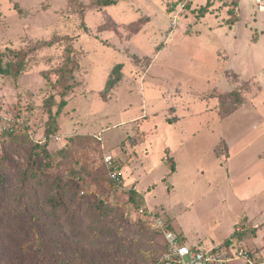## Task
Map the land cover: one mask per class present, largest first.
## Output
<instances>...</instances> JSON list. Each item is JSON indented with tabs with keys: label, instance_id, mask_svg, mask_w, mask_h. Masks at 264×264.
<instances>
[{
	"label": "rangeland",
	"instance_id": "obj_1",
	"mask_svg": "<svg viewBox=\"0 0 264 264\" xmlns=\"http://www.w3.org/2000/svg\"><path fill=\"white\" fill-rule=\"evenodd\" d=\"M104 1L0 0L4 62L22 66L0 76V264H152L165 241L142 210L190 245L238 232L264 262V5ZM57 186L85 233L56 263L16 200Z\"/></svg>",
	"mask_w": 264,
	"mask_h": 264
},
{
	"label": "trees",
	"instance_id": "obj_2",
	"mask_svg": "<svg viewBox=\"0 0 264 264\" xmlns=\"http://www.w3.org/2000/svg\"><path fill=\"white\" fill-rule=\"evenodd\" d=\"M240 0H232V5L234 7L238 6ZM114 2L104 1L103 4L108 6L113 4ZM122 69V65H118L116 69L113 71L109 84L113 85L112 82L116 83L120 81V70ZM22 72V66L20 63H5L4 62V53L0 50V76H19ZM65 97V95H64ZM66 106V100L61 101L58 105L59 111L62 110ZM11 132H14V128L8 129ZM28 183L30 181V177H26V173L23 176V180ZM7 188V184L3 179V176L0 175V211L3 207V197L2 195L5 194L3 191ZM24 188V186H23ZM16 202L18 206L23 209V212L26 215H31L32 217L29 220L30 229H27L29 232L36 233L39 236V240L42 245L43 251H47L49 248L51 249L49 255L52 258L53 262H60V253L55 250V248H60L63 246H69L72 243V236L74 234L76 236H83L84 229H83V222L78 218H73L70 221V225L66 228V215L68 214V210L70 207V202L68 199L67 194L64 191L62 186H57V191L54 193L53 196L48 198L43 205H41L39 201V196L34 195L30 197L29 192L23 191L21 197H19ZM102 204V203H101ZM91 214H90V221L88 223V228L92 230H98L99 233L103 232L102 228L97 227L102 221L103 218H107L108 214L103 210V205H91L90 206ZM75 215H73L74 217ZM6 221L9 220V217L3 215ZM147 224L151 226L154 230L153 232H158L153 227V221L148 218L146 219ZM110 232V230H109ZM155 233V234H156ZM159 233V232H158ZM155 234H151L155 238ZM241 236L238 232L233 233L232 237H230L226 242H224L225 246H239L240 242L236 238ZM148 242L151 239L148 237L146 239ZM183 240V239H182ZM146 242V243H148ZM184 242V241H183ZM167 247L164 245V250L160 254V256L154 261L152 264H158L163 254L166 252ZM251 251V250H250ZM252 252V251H251ZM254 257V253H253ZM256 260V258L254 257ZM63 262V261H61Z\"/></svg>",
	"mask_w": 264,
	"mask_h": 264
},
{
	"label": "built area",
	"instance_id": "obj_3",
	"mask_svg": "<svg viewBox=\"0 0 264 264\" xmlns=\"http://www.w3.org/2000/svg\"><path fill=\"white\" fill-rule=\"evenodd\" d=\"M257 6L264 5V0H253ZM111 168V177L116 183H121V173L114 165L112 157L106 159ZM153 221V227L164 237L166 252L158 264H229L235 259H244L246 264L258 263L253 253L243 246H225L214 244L211 247H191L183 242L179 233L172 229L171 225L161 216L153 215L149 211H141Z\"/></svg>",
	"mask_w": 264,
	"mask_h": 264
},
{
	"label": "crops",
	"instance_id": "obj_4",
	"mask_svg": "<svg viewBox=\"0 0 264 264\" xmlns=\"http://www.w3.org/2000/svg\"><path fill=\"white\" fill-rule=\"evenodd\" d=\"M180 234V236H181V239H183V241H184V243H186L187 245H189V246H191V247H200V248H207L208 246H199L197 243H196V241L194 240V239H192V241H193V245H190L188 242L190 241V239H189V241L187 242L186 240H185V238H184V236L183 235H181V233H179ZM224 242H222V243H215V244H223ZM212 245H214V244H212ZM211 245V246H212ZM211 246H209V247H211ZM256 261H257V259H256ZM258 262V261H257ZM258 263H263V262H258Z\"/></svg>",
	"mask_w": 264,
	"mask_h": 264
}]
</instances>
